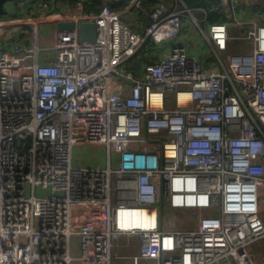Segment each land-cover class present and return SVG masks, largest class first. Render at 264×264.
Wrapping results in <instances>:
<instances>
[{
  "label": "built area",
  "instance_id": "1",
  "mask_svg": "<svg viewBox=\"0 0 264 264\" xmlns=\"http://www.w3.org/2000/svg\"><path fill=\"white\" fill-rule=\"evenodd\" d=\"M12 1L29 12L0 15V264H112L122 235L139 239L131 264H254L249 244L264 237L258 5V19L234 18V33L225 21H195L216 63L179 40L188 7L156 4L140 32L122 15H139L142 0L97 12L76 0L70 16L50 0ZM59 20L76 26L43 46L39 23ZM82 21L95 23L94 39L80 38ZM232 40L247 49L229 50ZM166 41L157 58L126 67L145 42ZM164 203L195 223L161 218ZM134 208L149 223L124 222Z\"/></svg>",
  "mask_w": 264,
  "mask_h": 264
},
{
  "label": "crops",
  "instance_id": "2",
  "mask_svg": "<svg viewBox=\"0 0 264 264\" xmlns=\"http://www.w3.org/2000/svg\"><path fill=\"white\" fill-rule=\"evenodd\" d=\"M50 1H51L52 7L60 11L63 15L70 16L78 12V10L75 7L76 0H73V1L71 0H50ZM160 1H162L168 9H171L172 7H178L175 3L176 2L175 0H174V3L171 0H159V2ZM230 1L231 0H221L220 5H221V11H223V17H224L223 21L229 24V31L231 33H234L237 31V27L236 25H234V18L241 20V21H249L253 19H258V16H259L258 12L252 11L250 9L251 3H256L259 9L261 10V12L264 13V0H240L243 4V7L240 10L236 11L235 13L231 11ZM181 4L184 5L183 3ZM3 8H4V11L0 13V15L3 18L22 17V16L28 15V12H29V9L27 6L20 5L17 2L14 3L12 0L4 1ZM198 10L202 11V8H199ZM122 16H123V19L130 26L135 27L139 31H144L145 27L151 22L150 21L148 24H144L143 21L141 20L140 14L135 15L132 13H124ZM138 20L141 22L139 26L136 25V22ZM196 20L198 21L200 27L202 28L206 27L207 22L204 19L196 18ZM40 23H44L47 26H52L54 30L58 28L57 21H50V22L43 21ZM17 25L21 26L22 24L18 23ZM23 25L29 27V23H24ZM200 27L197 24L193 25L190 23H187V24L183 23V26H182V29L179 35V40L183 42L184 44H186L190 53L195 55L200 61H206V60L213 61L212 58L215 57L214 52L212 51L209 43L206 41L205 37L203 36ZM233 41L234 40H232V42ZM232 42H230L229 45L231 47H235L233 51L241 50V46L243 44L242 45L239 44V46H237V45L231 44ZM147 43L148 42L144 43L147 46L142 47L144 45L143 44L136 52L138 53L140 49H143L144 57L146 59H152V58L158 57L160 49L167 51L172 41H166L160 44H154L152 42L151 43L149 42L148 44ZM136 52L134 54H136ZM140 65L136 66L132 70L138 69ZM176 211H174V213ZM179 212L190 213V212H185L181 210H179ZM138 246H139V239L136 235L121 236L117 240L116 247L114 248L115 250L114 252L116 253V256H114L112 260V264H131L132 256L138 252ZM249 252L254 260V264H264V237L253 240L249 244Z\"/></svg>",
  "mask_w": 264,
  "mask_h": 264
},
{
  "label": "trees",
  "instance_id": "3",
  "mask_svg": "<svg viewBox=\"0 0 264 264\" xmlns=\"http://www.w3.org/2000/svg\"><path fill=\"white\" fill-rule=\"evenodd\" d=\"M73 1V0H71ZM124 0H111L107 2V4L112 9H120L123 6ZM174 3V0H171ZM176 5L178 7H182V4H184L185 7H188L191 9L192 14L198 18V19H204L207 23L209 22H219L223 21V11L216 12L213 9H209L211 4H217L220 8V1L221 0H175ZM159 2V0H142V10L140 13L141 20L144 24H148L151 21L150 12L154 8V6ZM162 2V1H160ZM159 2V3H160ZM103 5V1L101 0H90V2L87 4L86 9L87 11H94L97 12L100 10L101 6ZM199 8H202V11L198 10ZM186 12V11H185ZM146 43V42H145ZM148 44V43H147ZM147 45H143L142 47H145ZM143 49H140L139 52L131 56L127 62L126 67L130 70L135 68L138 65H142L144 62H146L149 59H146L143 55ZM140 65V66H141ZM164 205V204H163Z\"/></svg>",
  "mask_w": 264,
  "mask_h": 264
},
{
  "label": "rangeland",
  "instance_id": "4",
  "mask_svg": "<svg viewBox=\"0 0 264 264\" xmlns=\"http://www.w3.org/2000/svg\"><path fill=\"white\" fill-rule=\"evenodd\" d=\"M178 8H180V7H178ZM181 9H184V5H182ZM185 11L184 12L182 11L183 23H185V24L190 23L193 25L196 24L195 21H197V20L189 12L187 13V11L186 12ZM202 26H204V25H202ZM38 29H39L40 43L43 46H46L48 43L50 44L51 40L53 39L54 28L52 26H47L44 23H39ZM140 30H142V29H140ZM140 32H142V31H140ZM231 44L237 45V46H239V44L242 45V43L237 42V40H234ZM237 46H236V48H237ZM234 48L235 47H231L229 45L230 50H234ZM241 49L244 50V49H247V47L245 45H242ZM212 60L217 63L216 57H213ZM168 104H171V102H169ZM160 138L162 139L163 136H161ZM78 152L82 154V150L79 149ZM92 152H93V150L90 151V153H92ZM84 155H86V154H83L82 157ZM111 184H112V187H114L115 182H114L113 178H112ZM36 193H38V189H36ZM111 196H112V203H113L114 191H112ZM176 210L177 209H171L168 205H166L164 203V205H162L160 217L166 218L168 216H172L174 218V225L177 227H188V226H191L195 223V217H196L195 213H181V212H179V210H177V211ZM174 211H176V212L174 213ZM74 242L77 243V239H74ZM116 244H117V241H116ZM116 244L113 247V252L115 251L114 248L116 247Z\"/></svg>",
  "mask_w": 264,
  "mask_h": 264
},
{
  "label": "water",
  "instance_id": "5",
  "mask_svg": "<svg viewBox=\"0 0 264 264\" xmlns=\"http://www.w3.org/2000/svg\"><path fill=\"white\" fill-rule=\"evenodd\" d=\"M6 0H0V13L4 11L3 3ZM103 2H109L111 0H101ZM57 26L60 29H72L76 26L74 20H59ZM80 38L82 39H94L96 35V25L91 21H82L78 25Z\"/></svg>",
  "mask_w": 264,
  "mask_h": 264
},
{
  "label": "bare ground",
  "instance_id": "6",
  "mask_svg": "<svg viewBox=\"0 0 264 264\" xmlns=\"http://www.w3.org/2000/svg\"><path fill=\"white\" fill-rule=\"evenodd\" d=\"M123 220L126 223L134 222L135 224H139L143 222L144 224L149 223V218L137 208L125 210L123 213Z\"/></svg>",
  "mask_w": 264,
  "mask_h": 264
}]
</instances>
